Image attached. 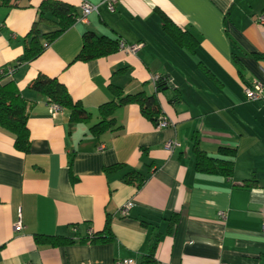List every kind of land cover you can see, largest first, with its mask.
<instances>
[{
  "label": "crops",
  "instance_id": "crops-1",
  "mask_svg": "<svg viewBox=\"0 0 264 264\" xmlns=\"http://www.w3.org/2000/svg\"><path fill=\"white\" fill-rule=\"evenodd\" d=\"M41 1L0 0V67L23 54ZM58 1L73 6L75 22L2 79H13L29 104L30 148L17 150L0 127V264H138L152 237L154 264H264V99L248 101L243 92L263 81L264 58L255 54L264 52V0H116L113 11L86 0L97 10L85 21L77 20L82 0ZM166 19L190 34L193 49L168 32ZM37 28L44 45L57 25L43 20ZM86 31L139 48L74 60ZM38 74L64 84L88 117L74 120L67 108L52 113L28 88ZM154 76L167 89L156 92ZM110 85L125 94L156 92L171 125L158 127L133 102L116 107L109 128L92 131L99 106L113 97ZM168 139L178 143L171 151ZM194 145L232 160L231 174L199 171ZM129 170L144 176L140 187L124 181ZM107 217L109 241H79L88 229L98 236ZM37 235L74 241L55 246Z\"/></svg>",
  "mask_w": 264,
  "mask_h": 264
},
{
  "label": "trees",
  "instance_id": "trees-1",
  "mask_svg": "<svg viewBox=\"0 0 264 264\" xmlns=\"http://www.w3.org/2000/svg\"><path fill=\"white\" fill-rule=\"evenodd\" d=\"M2 3L8 4L10 0H1ZM237 1V0H235ZM47 16L52 19L49 20ZM76 13L70 4L58 0H42L38 7V14L32 23L30 30L26 34L23 54L12 64L0 67V127L8 130L14 135V147L22 152H28L30 148L29 131L27 128L28 108L29 104L18 90L13 79L2 82V79L13 74L15 69L22 62H29L36 58L45 48L38 38V23L43 20L53 21L57 28L43 35L46 45L51 43L55 38L61 35L75 22ZM165 28L174 38L187 45L189 48L194 47L195 42L190 34L182 32L178 27L174 26L169 20L163 22ZM118 48V40H112L105 36H97L93 32L86 31L82 34V45L74 57V60H90L115 51ZM257 58H264L263 53H256ZM10 70V72H9ZM155 91H163L167 89V80L158 77L155 80ZM28 88L44 97L48 103L58 105L60 108L70 110V117L74 120L78 118L88 117L83 107L78 101H74L68 93L64 84L55 77H49L44 74H38L34 78ZM112 99L99 106L101 120L91 127L94 132L106 130L113 124L112 118H107L116 107L127 104L137 103L143 115L157 122L161 114L156 92L146 94L143 91L125 94L121 88L109 86ZM178 94L172 91L169 96L170 101H176ZM195 165L199 171L212 172L229 176L232 172L233 161L212 158L206 155L197 145H194ZM223 153H230L232 149L221 148ZM117 167L116 164L105 167V170H112ZM123 179L126 183L140 187L144 182V176L136 170H129L124 173ZM98 236H86L79 238L80 242H106L112 238V232L109 226V218H106L105 226ZM37 242H47L51 245L70 244L74 240L71 237L60 235H37ZM157 237L151 238L146 253L142 256L138 264H154V253L157 245Z\"/></svg>",
  "mask_w": 264,
  "mask_h": 264
},
{
  "label": "built area",
  "instance_id": "built-area-1",
  "mask_svg": "<svg viewBox=\"0 0 264 264\" xmlns=\"http://www.w3.org/2000/svg\"><path fill=\"white\" fill-rule=\"evenodd\" d=\"M103 3L105 4L106 8L109 11H113L115 8L116 0H103ZM79 6H80V15L78 16L77 20H81V21H85L87 16L91 12L97 10V5L92 4L86 0H82ZM258 21L260 23L264 24V13H262L258 16ZM44 45L46 46V43ZM118 48L121 50H125L126 52L134 53L139 48V44L127 43L123 39H118ZM9 72H10V70H9ZM156 79H158V76L153 77L154 81ZM243 92H244L245 99L248 101L263 100L264 99V72H263V81L258 80V79L252 80L250 83H248L246 86H244ZM49 109L52 113H55V112L59 111L61 108L56 104L50 103ZM169 125H171V123L166 116L161 115L158 118V122H157L158 127H166ZM177 146H178V143L174 139H168L164 142V148L169 150V151L173 150ZM131 205H132V203L130 201L126 202L120 208V210H119L120 213L125 214L128 211V209L131 207ZM219 215L222 218L225 217V213L223 211H220ZM13 229L15 231H20L22 229V224H21L20 220H17L16 222H14ZM73 230L76 231V228L73 227ZM262 230L264 232V219H263V223H262ZM87 234H88V236H91L92 231L90 229H88ZM129 263H130V261H128V260H120V261H116L114 264H129Z\"/></svg>",
  "mask_w": 264,
  "mask_h": 264
}]
</instances>
